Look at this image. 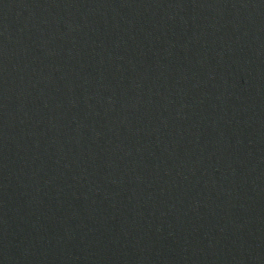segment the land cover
<instances>
[{
    "label": "water",
    "instance_id": "obj_1",
    "mask_svg": "<svg viewBox=\"0 0 264 264\" xmlns=\"http://www.w3.org/2000/svg\"><path fill=\"white\" fill-rule=\"evenodd\" d=\"M0 264H264V0H0Z\"/></svg>",
    "mask_w": 264,
    "mask_h": 264
}]
</instances>
